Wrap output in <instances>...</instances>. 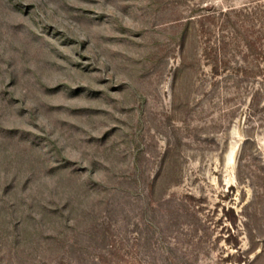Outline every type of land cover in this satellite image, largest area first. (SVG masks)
<instances>
[{
  "label": "rangeland",
  "instance_id": "obj_1",
  "mask_svg": "<svg viewBox=\"0 0 264 264\" xmlns=\"http://www.w3.org/2000/svg\"><path fill=\"white\" fill-rule=\"evenodd\" d=\"M0 264H264V0H0Z\"/></svg>",
  "mask_w": 264,
  "mask_h": 264
},
{
  "label": "bare ground",
  "instance_id": "obj_2",
  "mask_svg": "<svg viewBox=\"0 0 264 264\" xmlns=\"http://www.w3.org/2000/svg\"><path fill=\"white\" fill-rule=\"evenodd\" d=\"M232 156H233V155H231V157H230L231 159H232Z\"/></svg>",
  "mask_w": 264,
  "mask_h": 264
}]
</instances>
